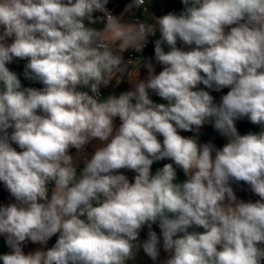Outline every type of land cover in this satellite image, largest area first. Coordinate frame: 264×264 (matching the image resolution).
<instances>
[{
    "label": "clouds",
    "instance_id": "9594fccd",
    "mask_svg": "<svg viewBox=\"0 0 264 264\" xmlns=\"http://www.w3.org/2000/svg\"><path fill=\"white\" fill-rule=\"evenodd\" d=\"M108 2L0 0V182L15 201L0 206L11 249L0 262L127 264L141 248L157 261L162 236L164 264H264V0H181L179 14L161 17L151 0H132L125 12L143 7L147 17L134 22ZM157 32L162 70L148 60L138 79L144 58L122 53H141ZM14 60L42 87H24ZM133 72L134 90L102 97ZM205 88L229 90L216 103ZM244 118L261 131L241 135ZM205 124L227 138L222 147L200 143ZM93 140L102 146L78 170L70 150ZM240 182L259 199H238ZM28 241L42 247L25 254Z\"/></svg>",
    "mask_w": 264,
    "mask_h": 264
},
{
    "label": "crops",
    "instance_id": "0c3cea01",
    "mask_svg": "<svg viewBox=\"0 0 264 264\" xmlns=\"http://www.w3.org/2000/svg\"><path fill=\"white\" fill-rule=\"evenodd\" d=\"M163 2V0H151V7L152 8H156L158 5H160ZM183 8V6H182ZM135 15V11H132L130 13L127 14L126 18H125V22H132L131 18ZM147 19L146 16H144L142 18V21ZM151 22V21H149ZM94 27H96L95 25H92ZM0 32H2V29H0ZM160 34H158L157 39H159ZM8 43H11V38L8 39L7 41ZM178 47L181 48H185V50H187L186 46H184L182 43L178 42ZM167 46H165V51H167ZM124 53V52H123ZM122 53V54H123ZM154 54L150 53L148 59L144 62H147L148 60H151V62L153 63V66L155 68V72L156 74H158L161 70H162V66L159 65L158 63H156L155 58H154ZM141 63L140 67H139V77L138 79L141 80H146L148 77V71L147 69L143 66V63ZM26 61L22 62V60H14L13 63L10 64L9 69L16 72L20 79H21V83L24 87H27V81L26 79H24V77L22 76V69L24 71V65H25ZM129 71H131V66H129ZM136 75L135 72H133L130 76L127 77V73L125 74L124 79L117 84L115 80H113L111 82V86L103 93L102 97H106L108 95H117L119 96L121 93L126 92V91H131L134 90L133 89V84H131L128 80L134 78ZM229 89H223L220 92H215L213 94V97L215 99L216 103L220 102V99L222 97V95L226 94L227 91ZM150 98L153 99L154 102L156 103H166V101L162 100L161 98H159L154 92H151L150 90ZM115 125L118 127L119 126V119L116 118V120L114 121ZM236 127L239 131V133L241 135L247 134L248 132H259L261 131V128H254L251 127L250 125H248L247 123L241 121V120H237L236 121ZM205 134H215L217 137H219L223 143L225 144L227 142V138L221 136L212 126V124H205L199 131V141L200 143H212L210 139L206 138L204 135ZM181 135H188V136H193L194 133L193 132H181ZM102 146V142H100L99 140H93L91 141L88 145L85 146L84 150L82 153H78L76 149H71L70 150V154L73 155L74 159L78 160V170L80 168L83 167V158L87 157V158H91V156L94 154V151L97 147ZM217 147V146H216ZM219 148V147H218ZM19 150V149H17ZM165 163H172L171 160L165 159V160H161V161H157L154 162V164L152 165V171L153 174L155 173V171L159 168H162L163 165ZM186 179V177L184 176L182 170H180L179 168H177V182H183ZM51 187H53V185H49V196L51 194ZM235 194L237 195V198L240 200H244L245 202L247 201H252L255 202L257 199H259L258 196H256L255 194H253L249 188L248 185H246L243 182H240L238 184H233L232 185ZM14 198L11 197V195L9 194V192L6 190V188L4 187L3 183L0 184V206H5L9 203H14ZM152 230L156 231L158 236H161V230L159 229L158 225L154 224L152 226ZM199 231H203V229H197ZM191 231V229H190ZM148 232L149 229L147 226H144L142 228V230L140 231V235H139V243H143L147 238H148ZM52 240L50 239L48 242L47 247H52ZM42 246L39 244H33L29 250V252H34L37 249H40ZM11 251V249L7 246L6 241H5V237L0 235V255L3 254H7ZM28 252V253H29ZM27 253V254H28ZM168 257V253H166L163 248H162V236H161V249H160V256L158 258L157 261H153L150 257H148L143 249L141 248L137 255L136 258L134 260L128 261L127 264H164V261L166 260V258ZM0 264H2V262H0Z\"/></svg>",
    "mask_w": 264,
    "mask_h": 264
},
{
    "label": "built area",
    "instance_id": "2783aa9c",
    "mask_svg": "<svg viewBox=\"0 0 264 264\" xmlns=\"http://www.w3.org/2000/svg\"><path fill=\"white\" fill-rule=\"evenodd\" d=\"M132 3V0H128L122 7L120 8H115V7H111L109 6L108 4L106 5L107 9L115 16L117 17H120L122 14H123V21L125 20L127 14L129 12H125V9L126 7ZM149 6V13L154 16V17H161L163 15H166L170 12H174V13H177L179 14L183 8V4L181 2V0H163V2L158 5L156 8H152L149 4L147 5ZM132 11H135V15L131 18V21L134 22V21H142V18L145 16L144 13H143V7H141L140 9H133ZM94 15H100L102 16L103 14L102 13H95ZM154 21H151L150 23H152ZM96 27H103L102 24H97L95 25ZM158 32L156 33L155 36H149L148 38V43L147 45L145 46V48L143 49V51L141 53H137L135 50L133 49H129L127 51H125L122 55H123V58L125 61L129 60V59H137L139 57H143L144 58V61H146L150 55V53H153L154 54V41L157 39L158 37ZM155 55V54H154ZM143 61V62H144ZM111 86V84L108 86V87H101V95L103 96V93ZM27 87H35V88H40L42 87L41 84L39 83H35V82H32V81H27ZM91 94V93H90ZM241 121L247 123L248 125H250L251 127H254V128H260V126L258 125H254L252 124L247 118H244V119H240ZM12 130L9 129V132H11ZM184 136H188V135H184ZM160 139L162 140V137H160ZM15 147V145H13ZM121 172H123V174L127 175L129 180L131 181L135 175L134 172L132 171H128V170H120ZM1 184V182H0ZM32 246V242L28 241L26 242L24 245H23V251L25 254H27L30 250Z\"/></svg>",
    "mask_w": 264,
    "mask_h": 264
},
{
    "label": "trees",
    "instance_id": "16d2710c",
    "mask_svg": "<svg viewBox=\"0 0 264 264\" xmlns=\"http://www.w3.org/2000/svg\"><path fill=\"white\" fill-rule=\"evenodd\" d=\"M128 0H109L108 5L111 7H115V8H120L122 7ZM22 62H24V60H22ZM200 88H204L203 85L199 86ZM206 91H210V94L213 95L216 91L213 90H209L207 88H205ZM206 138L210 139L211 142L217 146V147H222L224 145L223 141L217 137L215 134H205L204 135ZM2 183V182H1ZM57 239V236H54L51 238L52 240V245H54L55 241Z\"/></svg>",
    "mask_w": 264,
    "mask_h": 264
},
{
    "label": "rangeland",
    "instance_id": "374dc122",
    "mask_svg": "<svg viewBox=\"0 0 264 264\" xmlns=\"http://www.w3.org/2000/svg\"><path fill=\"white\" fill-rule=\"evenodd\" d=\"M87 23V22H86ZM22 76H23V69H22Z\"/></svg>",
    "mask_w": 264,
    "mask_h": 264
},
{
    "label": "water",
    "instance_id": "95a60500",
    "mask_svg": "<svg viewBox=\"0 0 264 264\" xmlns=\"http://www.w3.org/2000/svg\"><path fill=\"white\" fill-rule=\"evenodd\" d=\"M8 67H10V64L9 65H7Z\"/></svg>",
    "mask_w": 264,
    "mask_h": 264
}]
</instances>
